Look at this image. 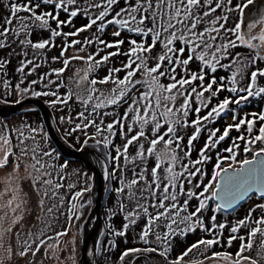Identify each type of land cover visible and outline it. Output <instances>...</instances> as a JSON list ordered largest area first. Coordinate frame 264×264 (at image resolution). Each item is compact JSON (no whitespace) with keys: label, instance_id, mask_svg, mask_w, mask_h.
Returning <instances> with one entry per match:
<instances>
[{"label":"snow or ice","instance_id":"obj_1","mask_svg":"<svg viewBox=\"0 0 264 264\" xmlns=\"http://www.w3.org/2000/svg\"><path fill=\"white\" fill-rule=\"evenodd\" d=\"M47 4L53 5L54 9H61L68 13L69 19L67 21H61L58 14L54 12H41L36 13V9L40 7V4L32 5L31 0L27 3L17 4L12 2L10 4V16L5 20L6 25H11L13 20H17L21 24V31L27 29L28 25L26 21L33 20L40 23V26L44 28L50 27V21H56V29L51 30V36H78L80 33L91 29L93 26H97V31L103 32L105 30V23L108 25H115L117 28L113 31L114 37L121 35V30H127L128 32L140 35L142 37H148L151 39V43H147V40L142 39L137 41L130 39L129 50L126 53L120 51L121 45L124 44L123 40H116L115 42H107L100 39L99 36H95L93 39H85L83 42L79 40H72L70 44L62 47L60 53L61 57L65 56L68 47L75 46L76 44L83 43L84 45L97 43L102 45V48H98L95 54H91L87 57L73 56L71 59L87 60L88 69L87 72L93 71L100 65L105 64L111 57L118 55H125L127 57V63H124L122 67H112L108 69V74L102 79H91L90 87L88 88V96L85 99L82 96L77 95V99L82 104L88 105L93 99L97 102L93 105V112L89 115H97V109L108 106H115L121 103H127V108L123 114V117L118 120H113L106 126V131L110 134H115L114 128L119 125L122 135L127 139V142L123 146V153L117 149L118 159L121 155L127 161V150L133 142L141 140L147 141V148L144 143L139 144L136 156L133 157V161L139 159L141 163H144L148 157L155 155V165L151 168V181L146 179V169L141 168L139 173L134 171V178L124 184L123 178H121L120 188H117L118 193L123 192L125 187L129 190V199H137V191L140 192L139 199L147 200L151 198L156 201L151 206L156 208V214L153 216L148 213V206L140 204L137 201V208L142 209L144 214L148 216L147 224L141 232L140 239L145 243H148L147 237L151 232L158 227V221L164 218L168 221L165 227L168 231L164 232L163 235L157 233L156 241L163 242L166 246L163 251L159 254L166 256L171 247V237L177 234L184 235L188 231H194L197 227L203 231L209 233L211 239H200L196 243L190 245L175 261L171 264H182L183 258L187 256L194 249H198L203 246L204 250L212 248L214 245L220 243L219 234L217 229L223 230L226 225L216 224L215 214L211 217V227H206L203 220L200 217L202 211L208 205L209 200L220 201L213 209L215 213L221 208H232L239 201L245 199L249 193H258L260 198L264 200V147H259L258 150L253 149V145L259 144L264 145V111L260 113H251V119L248 118L249 114H245L244 117L234 114L232 119L233 123L229 124L222 135L218 139L216 133L218 129L212 130L209 133L208 140L205 143L204 148L200 150L199 159L196 161L189 160L188 163H183V158L177 155V150L183 151L181 141L183 137L179 135V129L188 125L187 117L191 109V98L194 97L199 102L194 111L197 116L196 119L191 121V126L195 127L194 134L188 139V150L184 151V157L191 155V146L193 141L199 135L203 123L211 121L225 113L231 104L241 105L249 100L250 97H259L264 95V87L257 85L259 77H264V68H257L251 72L249 77V83L246 88L239 89L235 86L228 88L227 90L237 95L233 97H225L217 105L210 108L206 115L200 116L202 108H208V101L210 97L217 96L220 92L224 91L226 85L224 83L225 78L221 77L218 82L215 75H212L211 79L208 80L207 84L204 83L206 76L208 75L206 69H210L213 73L218 67L225 68L229 65L221 63L223 59L230 57V49L238 46L247 45L252 48H256L257 45L253 44L252 41L256 37L246 35L242 31V25L244 21L241 19L245 15V10L249 9V6L253 5L254 0H240V2L233 4V0H125V7L120 8L119 11L115 12V15L111 19H106L110 15V11L114 5L119 3V0H99L88 4L83 9L84 14L88 16L89 22L76 29L73 32L64 33L60 29L63 26L71 25V18L76 17L81 11L79 7H74L70 10V6H76L77 0H44ZM101 9L94 17L90 13V9ZM201 9H206L201 11ZM223 9L224 13L219 16H214L213 19L208 20L207 18L213 16L217 10ZM21 12L29 13L28 16H19ZM236 12L238 13L237 19L233 22L232 27H228V21L230 16L227 13ZM264 22V14H261L259 20H253L248 24L249 30L253 28L256 23ZM204 25V27H201ZM13 29L11 27H4L0 31V37L7 36ZM19 35V32L16 33ZM234 37V39H233ZM259 39L264 42V33H262ZM219 40V42H217ZM21 44H30L34 49H44L50 45L51 40H44L42 42L33 43L31 40L20 41ZM157 44L162 46L161 54L152 56L151 53L155 50ZM179 45V46H177ZM5 44L0 40V47H4ZM115 49V51H109L107 54L99 56V53L106 49ZM81 48L79 51H83ZM239 53L235 57H231L232 63H238ZM54 60L58 57H54ZM153 62V63H150ZM193 61H199L203 65L199 71H190L189 65ZM255 58L252 63H255ZM27 63H32L28 61ZM69 59H64V65L67 67ZM4 66L0 63V68ZM247 67V65H245ZM180 69L181 72L177 70ZM18 71H23V65ZM57 76H59L64 68L53 70ZM87 72L82 79H87ZM124 72L123 77L118 74ZM233 74L232 80L229 82L232 85L236 84V75ZM179 77V78H177ZM162 78H166L169 83L165 84L161 82ZM44 77H41L43 80ZM199 81L198 84L194 82ZM7 83V82H5ZM37 83L36 81L32 82ZM53 81L49 80V84ZM107 85L111 84L113 87L105 92L96 87V85ZM59 87V85H58ZM190 87V91L188 88ZM19 98L15 103L19 104L25 95L31 97L40 96H53L54 99L46 101L50 105L56 104H67L71 99V94L64 97L59 96L56 92L49 91H32L30 88L20 89L17 85ZM93 93H97L95 97ZM208 94V97L205 94ZM245 93V94H241ZM178 97L183 98V102L176 106ZM108 115V113H105ZM82 119H86L87 122L83 124H76V129L87 128L89 125L96 127L97 134L101 133L100 125L96 124L95 120L87 119L84 113H79ZM130 118V122H129ZM63 120V117L61 118ZM259 120L260 126L258 133L253 135V131L256 127V122ZM238 121V122H237ZM103 122V121H101ZM125 125H127V132L124 131ZM138 126L139 130H136ZM246 126L247 136L241 134L237 136L230 147L224 149V152L228 153L227 156H218L217 162L213 168L212 178L208 183H196L192 184L194 177L199 174L202 178L203 172L197 165H202L210 157L206 154L212 148L228 137L231 129H235L240 132L241 128ZM149 128L151 137L146 133L145 129ZM163 129V131H162ZM134 130L135 135L129 133ZM32 131H35L34 129ZM22 135V134H21ZM243 143V151L245 153H251V158H245L243 160L237 159V150L240 148V144L236 141ZM0 148H4L8 145V139L6 137H0ZM23 143V141H21ZM87 140H85V144ZM105 143H108L105 138ZM159 145H163L162 148H158ZM34 155L33 159L36 164L32 167L36 168L37 172H41L46 167L44 163H41L36 158V149H32ZM22 154L27 155V151L22 149ZM9 151H4L3 159H0V166L7 161ZM44 156H49L51 153L44 152ZM230 161L227 167H224V163ZM163 176L160 175L162 165ZM179 164V171L176 170V165ZM63 167V166H62ZM194 169V170H192ZM41 175H47V173L41 172ZM109 175L115 176V171L111 174L105 173L107 178ZM185 180L191 187L185 189ZM144 182L145 188H138L140 182ZM44 184H52L51 180H44ZM154 186V187H153ZM55 187H61L57 184ZM162 192H157V189H161ZM197 192L193 189H201ZM176 189L179 191L177 192ZM83 191H90V188H85ZM147 191L148 196H144L143 193ZM82 192H76L73 196V200H76L82 196ZM185 195L187 199L183 200V203L178 202V195ZM55 195V193H53ZM15 199V197H14ZM192 199L198 200V205L194 211L189 212L188 206ZM170 201V203H166ZM11 204L12 201H9ZM19 207V205H17ZM76 207L75 204L72 206ZM83 207V205H80ZM121 210H123V204H121ZM256 208L261 209L264 213V203L257 204L255 208L250 209L248 215L236 221L231 227V235L228 237V246H231L232 242L236 239L240 240V246L235 253V259L233 254L227 251L213 252L212 257L207 259H217L222 261L223 264H258L257 260H253L248 256L244 255L245 251H249L252 248L253 237L258 233L264 236V214L259 218L253 220L252 213ZM51 211V209H49ZM181 213H186L181 215ZM139 213L136 211L129 212L125 217L128 223L124 225V229L129 227V224H134L135 219H129V217L138 216ZM20 217H17L19 219ZM79 216H77V219ZM255 224L256 227H252ZM173 225H184L183 228L176 227ZM241 228L248 229L247 237L237 236ZM10 231V229H9ZM58 236L67 235V232H61ZM117 236H124L125 231H117L114 233ZM247 240V242H245ZM261 246L264 247V240L261 241ZM156 252L157 249L145 248V249H127L120 255V261L123 262L125 257L130 254L138 252ZM24 255L23 252L20 253ZM35 255V253H33Z\"/></svg>","mask_w":264,"mask_h":264},{"label":"rangeland","instance_id":"obj_2","mask_svg":"<svg viewBox=\"0 0 264 264\" xmlns=\"http://www.w3.org/2000/svg\"><path fill=\"white\" fill-rule=\"evenodd\" d=\"M204 10L206 9H201V11ZM3 14L4 20H6L10 16L7 11L5 12V10H3ZM222 14L226 13H224L223 9H219L216 13L213 14V16H210L207 19L211 20L214 18V16H219ZM227 14L230 16L228 27H232L235 18L233 19L230 13ZM261 14H264V0H254L253 5L249 6V9L245 10V15L241 17V19L244 21L242 25V31L248 36L256 37V39H254L252 43L257 45L256 49H258V54L264 60V42L259 39L260 35L264 33V22L256 23V25L250 30L248 28V24L253 20H259ZM34 25L40 26V23L34 22ZM6 26L13 29V31L7 35L9 38L13 39L11 46L12 48L11 50L4 49L0 51V63H2L5 58L10 57L14 67L15 77L17 79L11 99L7 98L9 94L3 81L0 80V103H2V105H10L12 103H15V101L19 98L17 85L21 83L20 79L22 77L20 73L21 71H18V69H20L22 65L26 70L37 72L38 75L36 78L38 83L49 86L58 93H62L64 91V88L63 84H61L62 82L60 81V77L57 76V74L53 70L64 68V85H66L72 91L75 99H77V95L82 96L85 99L87 98L89 94L88 88L90 87V80L88 79L89 72H87L89 62L87 60L71 59V57H87L91 54H95L97 52V49L102 48L103 46H99L96 43L88 45L80 43L76 44L75 46L68 47L64 57H61L60 53L62 51V47L70 44L72 40H79L83 42L86 38L92 39L94 34H79L76 37L69 36L67 38L59 36L55 42V51L48 52L44 56H39L40 49L32 52L33 47H27V52H24V44H21L20 41H24L25 38L21 31V24L19 21L13 20L10 26L5 24L4 27ZM201 27H204V25H201ZM116 28L117 26L114 25L112 33ZM17 32H19V35L16 34ZM0 40L6 42V39L4 37H0ZM44 40H51L50 35L47 31L43 30L39 34L34 33L32 35L33 43L42 42ZM81 48H83L84 50L79 51V49ZM110 50L111 49H106L105 51L100 52L99 56H96V59H99L100 56L107 54V52H109ZM161 52L162 46L160 45L159 48H157L156 52L151 55L157 56L161 54ZM54 57H58V59L54 60ZM66 58L69 59V64L67 67H65L64 65V59ZM28 61H31L32 63H27ZM110 61L114 64L113 67L119 68L122 67L124 63H127V57L125 55H122L121 57L116 59L110 58L109 61L105 63L101 69H99V74L97 76L98 80L104 78L108 74V69L111 68L109 65ZM25 62L28 64L27 67H24L26 65ZM150 63L153 62L150 61ZM177 71L181 72V70L179 69ZM86 72L87 79H82V77L85 76ZM118 75L120 77H123L124 72H120ZM41 77H44V79L41 80ZM49 80L53 81V83L49 84ZM169 82L170 81L164 78L163 83L167 84ZM96 87L102 91L107 92L113 87V85L98 84L96 85ZM19 88H30V90L32 91H38L29 83H25L23 86L19 85ZM188 90L190 91L191 89L189 88ZM96 95L98 94L93 93L94 97ZM32 98L34 99L35 97H31L30 95L26 94L25 98H23L22 100ZM193 98L194 97H192L191 100ZM53 99L54 97L50 96V99L48 101H51ZM6 100L11 101L8 102ZM96 102V99L91 100L89 102V106H93ZM128 102H126L122 106L121 110L113 115V117L117 116L118 119H121L127 108ZM182 102L183 98L178 97L176 106L179 107ZM103 111L107 113L106 109H103ZM34 112L35 110L33 109V107L25 106L19 112L12 116H9L7 118L0 117V137H6L9 142L7 146H5L4 148H0V159H3L4 151H9L10 153L7 161L3 164V166H0V264H78L84 232L90 230V227L96 224L91 214L93 208V176L91 172L82 165L81 162L74 161L75 163H73V160L69 161L67 164V171L68 180H71V183L65 186L66 189L69 190H67L64 196L59 195L58 198L54 196L57 201L52 202L51 199L53 197V193H56L52 185L54 181H57L58 171L57 169H54L49 172L47 167V160L53 161L54 159H56L55 157H53L55 155V152L51 144H49L43 120L41 122L39 119H32L31 117V122L28 125V131L26 130L25 127L26 121H28V116H33ZM79 112L80 109L74 110V118L79 115ZM60 113L61 112H55V120L57 126L53 123V127L58 137L62 140L63 136L60 135L58 129H61V127L58 123L59 119L57 118L58 114ZM102 118H106V122H109V119L111 117H109V115H105L102 116ZM33 129L35 131H32ZM136 130H139L138 126L136 127ZM136 130H134L132 133H129V137L132 134H135ZM124 131L127 132V125H125ZM145 131L149 135V137H151L150 129L146 128ZM118 137L120 144H122L123 146L124 141L121 142V140H126V138L124 137V135H122L120 128L118 130ZM69 139H71V141L73 142H77L78 140H80L81 147H79L78 149L87 148L93 152H96L104 162L107 173H109L108 163L103 156L102 150L98 148L100 147V142L103 141L102 133L97 134V131L94 130L93 127H88L86 129L82 128L81 131L76 133V136L70 137ZM85 140H87L86 144ZM21 141H23V143H21ZM66 143L63 144L66 145ZM140 143H144L145 148H147L148 146L147 141L144 140L138 141L136 143L134 142V155H136L135 153H137ZM0 144H2V141H0ZM162 147L163 145L158 146V148ZM22 149L27 151V155L22 154ZM32 149H36V158L39 159L41 163H44L46 165V167L42 169L41 172L47 173V175H41V172L36 171V168H39L38 164L36 165V168L32 167L33 164H36V161L33 159L34 153ZM44 152L51 153V156H44ZM151 158L154 161L155 155H153V157H148L146 161ZM249 158H251V155ZM166 163L167 162H165V165H162V170L163 167L166 166ZM228 163H230V161L225 162L223 166L227 167ZM144 164L145 162L142 163L143 167ZM115 166L119 168L118 165ZM150 167L151 165L148 168L146 179L147 176L149 177L150 175ZM176 170H180L178 164L176 165ZM109 177L110 176H108L105 181L104 197H106L108 192L114 195H120L121 192L118 193L116 191L117 188H120L118 185L121 183L120 178L117 177L115 183L112 184ZM132 177L133 176L131 175V177L128 176L126 180H123L124 184L126 185L127 182L132 179ZM46 179L51 180L52 184H44L43 181ZM74 182L75 184L76 182H78L76 192L83 193L82 196H80L76 200H73V196L75 195V193L72 194L76 189ZM85 188H90V191H83ZM124 193L129 195V190L126 187L124 189ZM110 198L108 203L103 202L102 207H110L111 205H115V199H113V197ZM257 199L258 197L253 195L248 199V201H246L245 205L248 204L249 206H252L255 204V201ZM138 200L140 204L149 206V199L142 200L138 198ZM9 201H12V203L10 204ZM137 201L134 202L133 200L124 197L122 198L121 202H123L124 204V215H127L129 212L133 211L139 213L138 216L129 217V219L139 217V219L141 220L142 218L140 214V211L142 209L137 208ZM73 204L76 205L75 208L72 207ZM17 205H19V207H17ZM80 205H83V207H80ZM68 207L71 210L65 216L64 208ZM49 209H51V211H49ZM60 211L62 212L60 213ZM59 215L62 217V223H64L62 225V228H60L61 226L59 225L58 229H56L53 234L44 239L42 245H37L38 239H40L38 237L41 234H44V227L47 228L48 232V225L50 226V224H52L54 221V217ZM77 216H79L78 219ZM17 217L20 218L17 219ZM90 221H92L93 225L86 229L87 224ZM60 222L61 221L59 220V223ZM37 226H43L40 233L38 232L37 234L36 230L33 232L29 231L30 229H33ZM58 230L60 231V233L66 231L67 235L58 236ZM115 232L116 229L114 233ZM107 233L108 232L106 230V234ZM97 235L98 236L95 238V247L93 245H90L88 248L87 259L89 260V264H101L102 261H105V253L102 257V254L99 250V247L102 244V238L104 236L103 228H100L98 230ZM262 240H264V236L258 237L256 242L257 248L255 256H248L253 260H257L258 264H264V247L261 246ZM158 243L159 242H157L156 239H153L151 241V244H154L157 247L160 246V244ZM199 251V255L195 253H189L187 257L183 258L182 264H223L222 261H219L217 259H207L209 257H212V255H209L208 252L204 250V248L199 249ZM21 252L24 253L23 256L20 255ZM33 253H35V255H33ZM121 253H123V251H121ZM120 255L112 258L111 260H106V264H171L163 263L160 258H153L151 259V262H147L141 259V256L135 257L134 254H130L129 256L125 257L124 261L121 262ZM235 258L236 257L234 255L233 259ZM244 264H249V262H244Z\"/></svg>","mask_w":264,"mask_h":264},{"label":"trees","instance_id":"obj_3","mask_svg":"<svg viewBox=\"0 0 264 264\" xmlns=\"http://www.w3.org/2000/svg\"><path fill=\"white\" fill-rule=\"evenodd\" d=\"M12 2H15L17 4H23V3H27L28 0H0V31H2L4 26H5L3 10H5V12L7 11V13L10 15V4ZM92 2H93V0H77L76 6H70V10H72V8H74V7H79L81 9V11L78 13V15L76 17L71 18V25L63 26L62 29H60V30L64 33H68V32H73L76 29L86 25L89 22V19H88V16H86L84 14L83 9L86 8L87 5L92 3ZM95 2H99V0H95ZM233 2L238 3V2H240V0H235ZM31 4L32 5L40 4V7L36 9L37 14H40L41 12L48 11V12H54V14H58L59 19L61 21H67L69 19L68 13L62 11L61 9H54L53 5L47 4L46 2H44V0H31ZM123 7H125V0H119V3L117 5L113 6V9L110 11V15L106 19H111L112 16L115 15V12L118 11L120 8H123ZM100 10L101 9L93 8V9H90V13L94 17L95 15L98 14V12ZM18 15L19 16H28L29 13L21 12ZM230 15H232L233 19L235 18V20L238 17V13H236V12H232V13H230ZM34 22H37V21H33V20L26 21L28 27L26 30L22 31L23 36L25 38L24 41H27V40L32 41V35L34 33L39 34L43 30L47 31L50 35L52 43L50 45L46 46L44 49H40L39 56H44L48 52H54L55 51V48H54L55 42L59 36L52 37L51 36V30L56 29V21H50V27L49 28H44L42 26H36V25H34ZM99 23L100 22H98V25H99ZM97 26H93L91 29L84 31L80 34H94V36L92 35L93 38L95 36H99L100 39H103V40L110 42V43L115 42L118 39L123 40L124 44L121 45V48H120V51L122 53L128 52V50H129L128 41L130 39H135L138 42L141 41L142 39H144V40H147V43H149V44L151 43L150 38L142 37L140 35H136L134 33L128 32L127 30H121V35L119 37H114L112 35V29L114 28V25H108L105 23V30L103 32L97 31ZM61 36H63V35H61ZM63 37L67 38L69 36H63ZM4 38L6 39V42H4L5 46L0 47V51L4 50V49L5 50L6 49L11 50L13 39L9 38L8 36H4ZM233 39H234V37H233ZM217 42H219V41H217ZM97 45H99V44H97ZM99 46H102V45H99ZM159 46H160V44H157L155 50L151 54H154L156 52L157 48H159ZM177 46H179V45H177ZM27 47L30 48L31 45L24 43V52H27V49H28ZM37 50L38 49L33 48L32 52L37 51ZM110 51H115V49L113 48ZM229 51L231 53L230 57L227 59H223L221 61L222 64L229 65V67H225V68L218 67L217 70L215 71V73H213L210 69H206L208 75L205 78V81H204L205 84H207L208 80L211 79L212 75H215L218 82L220 81L221 77L225 78L224 83L226 85V88L224 91L220 92L217 96L210 97V100L208 101L209 107L208 108H202L201 112L199 113L200 116L206 115L207 111L210 110L211 107L217 105L225 97H233V96L237 95L236 93H231L230 91H228L227 90L228 88H231L232 86H235L239 89L246 88L248 83H249V77L251 75V72L256 70L257 68H264V60L258 54V49H256V48H252V47H249L247 45H242V46H238L236 48H232ZM237 53L240 54L238 57L239 62L238 63H232L231 57H235ZM121 56L122 55H118V56H114L111 58L116 59V58H119ZM254 58H255L256 62L252 63ZM2 63L4 64V66L2 68H0V80L3 81V83L6 87V90L9 94L7 96V98L11 99L13 89L16 85V79L17 78L15 77L14 67H13V63L11 61V58L10 57L5 58ZM25 64L26 65L24 67H27L28 64L26 62H25ZM109 65L111 68L114 66V64L111 61L109 62ZM245 65H247V67H245ZM103 66H104V64L100 65L98 68H95L93 71L89 72L88 79L89 80H91V79H97L98 80V78H97V76L99 74L98 71ZM37 67H39V66H37ZM188 67H189L190 71L195 72V71H199V69L201 67H203V65L199 61H193ZM20 73H21V77H22L20 79V82L22 84L20 83L19 85L23 86L25 83L26 84L29 83L30 85H32L34 88H36L40 92H44V91L56 92L51 87L45 86V85L37 82V78H36L38 75L37 72H35V71L33 72V71L26 70L25 68H23V71ZM181 73H182V71H181ZM234 73H238V74L235 77L236 84L232 85L229 82L232 80ZM59 77H60V81L62 82L61 84H63L64 91L62 93H58V92H56V93L61 97H64L66 95L71 94V99H69L67 104H56L54 106L50 105L49 103H46V101H48L50 99V96H40V97H35V99H39V100L43 101V103L48 107L51 121H53L52 124L54 123V125H56L55 112H61L60 114H58L57 118L59 119L58 123H59L62 130L60 128H58V129H59L60 135L63 136L62 140L64 142L61 140V138H60V140L63 143L69 142V143H66V145H67V147H69L71 149L79 150L78 148L81 147L80 140H78L77 142H73V141H71V139H69L70 137L76 136V133L82 130V128H81V129H76L75 131H73V129H75L76 124H83V123L87 122L86 119H82L79 115L76 118H74V116H75V115H73L74 110L80 109L79 113L83 112L84 116L87 119L95 120L96 124L100 125V127H101V133L103 135V141L100 142V144H99L100 147H98V148H100V150H102L103 156L108 163L109 174H111L113 171H115L114 177L109 175L110 176L109 177L110 182L112 184H114L117 177L120 178V182H121V178H123V180H126L127 177L128 176L131 177V175L133 176L132 177V179H133L134 178V175H133L134 171L136 173H139L141 168L146 169V172H145V176H146L149 166L151 165L150 168H152L155 165V162H156L155 159H154V161L152 160V158L149 159L148 161H145L144 167L142 166V163L140 162L139 159H136L135 161H133L132 158L136 156L133 153V150H134L133 144L128 147V150H127L128 160L127 161L124 159L123 155H121L118 159H114L115 157H117V149L118 148L121 150V153H123V146L124 145L122 146V144H120L119 137H118L119 125H116V127L114 128V132H115L114 135L110 134L108 131L105 130L108 123H111L113 120H118V117L117 116L113 117V115L118 113V111L121 110L122 106L125 103H121V104H118L115 106L102 107V108L96 110V112L98 113L97 115H91L90 116L89 113L93 112V106L92 105L89 106V104L84 105L81 103L80 100L74 98L72 91L66 85H64L63 72L59 75ZM163 80H164V78L161 79V82H163ZM33 81H36L37 83L33 84L32 83ZM5 82H7V83H5ZM17 83H19V82H17ZM198 83H199V81L194 82V84H198ZM257 85L260 87H264V77L258 78ZM241 94H245V93H241ZM205 96L208 97V94L206 93ZM6 101L10 102L11 100H6ZM190 102H191V109L192 110L189 111V115L186 118L189 126L181 127L179 129V135H181L183 137V140L181 141L183 151L177 150V155H179L180 157L183 158V161H184V162L182 161L183 163H188L189 160L196 161L197 159H199L200 150L202 148H204L205 143L208 140L210 131L218 129L219 131L216 133V137H214V139H218V137L223 134L224 129L229 124L233 123L232 117L234 114L239 115L240 117H244L245 114H249L248 118L251 119L252 118L250 115L251 113H260V112L264 111V95L259 96V97H250L247 102H245L244 104H241L239 106L236 104H231L229 106V108L226 110V112L221 114L220 117L203 123V126L201 128L199 135L197 136V138L192 143L191 155L189 157L185 158L184 157V151H187L188 147H189L188 146V139L195 132V127L191 126V121L196 119V116H197L194 109L197 106H199V102L196 101L195 98H193ZM12 104H14V103H12ZM31 107H33L35 112L33 113V116H28V121H26V127H25L27 131H28V125L31 122V117H32V119L37 118L42 122V117L40 115V112L34 106L31 105ZM103 109H106L107 110L106 112L108 113L109 117H111L109 119V122H106V118H102V116H105V114H102V113H105L103 111ZM62 117H63V120L61 119ZM101 121H103V122H101ZM260 123L261 122L259 120H257L256 127L253 131V135L258 133ZM89 127H93L94 130H96V127H94V126L89 125ZM83 129H86V128H83ZM241 134H244L245 136H247L246 126L242 127L240 132H237L235 129H231L228 137H226L223 141H220L216 145L215 148H212L211 150H209L206 153L210 157V159L207 160L202 165H197V167L201 168V171L203 172V176L201 178V176L199 174H197V176L194 177L192 180L193 185L196 183L206 184V183H208L209 180H211L213 168L217 162V157L218 156H227L228 153L224 152V149L230 147L233 143V140ZM132 135H135V134H132ZM47 137H48V135H47ZM105 138H107L108 143H105ZM48 140H49V144H51V146L53 147V150L55 152V155L53 157H55L57 159V160L54 159L53 161L47 160V167H48L49 172H51L54 169H57V171H58L57 181H54V183L52 185V187L56 191V193H55L56 195H53V197L51 199L52 202H54V201L56 202L57 199H55L54 196H56L57 198L59 197V195L64 196L66 194L67 190H69V189H66V187H65L67 184L71 183V180H68V171H67L68 166H67V164L72 159H66L57 150V148L55 147V145L53 144V142L50 140L49 137H48ZM123 141L125 144L127 142V139L126 140L122 139L121 142H123ZM236 143L240 144V148L237 150V159L243 160L245 158H249L251 153H245L243 151V143L241 141H238V140L236 141ZM252 147H253V149L258 150L259 147H264V145H261L258 142L257 145H253ZM49 156H51V155H49ZM74 161H78V160H73V163H75ZM78 162H80V161H78ZM82 165H83V163H82ZM115 165H118L119 168H117ZM192 170H194V169H192ZM177 171H179V170H177ZM163 174H164L163 170L161 169L160 175L163 176ZM147 180L149 182L151 181V169H150L149 177L147 176ZM57 184L61 185V187H55V185H57ZM74 185L76 186V189L72 194L76 193L78 182H76V184L74 182ZM118 185H119V187H122L121 183ZM135 187H138V186H135ZM145 187H146L145 183L143 181L140 182L138 188H145ZM189 187H191V185H189L187 183V181L185 180V189L187 190ZM193 190L199 192L202 190V188L201 189H193ZM156 191L158 193L162 192V188L157 189ZM176 191L178 192L179 190L176 189ZM113 195L114 194H112L110 192L107 193L106 197L103 198L101 209H100V216H101L104 236L102 238V244L100 245L99 250L102 254V257H103V254L105 253V255H104L105 261H102L101 264H106L107 263L106 260H111L112 258L117 257L118 255H120L121 251L124 252L127 249H133V248L145 249V248H149V247L157 249L158 251H156V252L141 251L138 253H134V256L135 257L141 256V259H143L147 262H151V259H153V258H160V260L163 263H171L172 261H175L177 256H180L190 245L196 243L198 240H200V239H211L212 238V236L209 233L203 231L199 227H197L194 231H188L184 235L177 234L174 237H171V247H170L167 255L162 256L159 253L161 251H163V249L166 245L161 241L158 243V244H160V246L157 247L156 245L151 244V241L153 239H156L157 233L163 235L164 232L168 231V229L165 227V225L168 223V221L164 218H161L158 221L159 226L156 227L154 229V231L149 234V236L147 237L148 243H145L143 240L140 239V236H141L142 230L144 229L145 225L147 224L148 216L144 214L143 210H141L140 211L141 212L140 214L142 216L141 220L139 219V217L138 218L137 217L132 218V219H135L136 222L134 224H129V227L127 229H124V225L126 223H128V220L125 219V217L127 215H124L125 211L124 210L122 211L120 206H121V204H123V202H121L122 198L124 197V198L129 199V195L125 194L124 191L121 192L120 195H114V196ZM140 195H141L140 192L137 191V199H130V200H133L135 202L138 200ZM143 195L148 196V192L145 191L143 193ZM109 196L113 197V199H115V205H113V206L111 205L110 207H108V206L102 207L103 202H105V203L109 202V198H110ZM251 196H253V195H251ZM255 196L258 197L257 195H255ZM184 199H187V197L185 195H182V194L178 195V202L180 204L183 203ZM248 199L246 201H248ZM246 201L239 208H237L235 211H233L231 213L223 212L220 209L214 213L213 209L216 208V204H215L214 200L208 201V205L200 214V217L203 220L204 225L206 227H211V223H212L211 217L214 214L216 216V221H215L216 224L223 223L226 225V227L222 231L219 229L216 230L217 233L219 234L220 243L217 245H214L212 248L207 250L209 255H212L213 252H223V251H227L229 253H232L233 256L235 255V253L239 249L240 240L236 239L232 242L231 246H228V237L231 235V232H230L231 227L234 225V223L236 221L245 218L248 215L250 209L255 208V206L257 204L264 203V200H262L260 197H258V199L255 201V204L252 206H249L248 204L245 205ZM155 202L156 201L149 198L148 213L153 215V216L156 214L157 209L152 207L151 205ZM166 203H170V201H168ZM197 205H198V200L192 199L189 202L188 211L189 212L194 211L195 207ZM70 210L71 209L69 207L64 208V215L66 216ZM61 212L62 211H60V213ZM60 213H58V214H60ZM185 214L186 213H181V215H185ZM262 214H264V213H262L261 209L256 208V210L252 213L253 220L259 218ZM59 220L61 221L60 223H59ZM65 223H66V219H65ZM63 224L64 223H62V217L60 215L55 216L53 223L50 224V226L48 225V227H49L48 232H47V228L44 227V230H43L44 234L43 235L41 234L38 237L40 239H38L37 245L38 244L42 245L44 239L48 238L51 234H53L56 231V229H58L59 225L61 226L60 228H62ZM173 227L174 228H176V227L183 228L184 225H173ZM252 227H256V225L253 224ZM261 227L264 228V225H262ZM42 228H43V226H40V227L37 226L33 229H30L29 231L33 232L36 230V233L38 234V232L40 233ZM115 229H116V232L117 231H125V235L124 236L114 235ZM106 230L108 232L107 234H106ZM58 233H60L59 230H58L57 234ZM247 234H248V229L241 228L236 235L247 237ZM261 236L262 235L258 233L255 237H253L252 248L249 251H245L244 255H247L250 257L255 256V252H256V248H257L256 242H257L258 237H261ZM245 242H247V240ZM202 248H203V246H201L198 249H194L190 253H195V254L199 255V253H200L199 249H202ZM185 257H187V256H185Z\"/></svg>","mask_w":264,"mask_h":264},{"label":"water","instance_id":"obj_4","mask_svg":"<svg viewBox=\"0 0 264 264\" xmlns=\"http://www.w3.org/2000/svg\"><path fill=\"white\" fill-rule=\"evenodd\" d=\"M34 106L39 112L42 117L43 123L45 125V129L47 132L48 137L53 142L57 150L66 158L72 160H78L83 163V165L91 172L93 176V208L91 211L92 217L94 219V226L84 232L82 238V247L80 250V258L78 264H88L87 259V252L90 245L95 247V238L98 236L97 232L100 228H102V221L100 216V209L103 201V197L105 194V173L107 172L106 166L104 162L101 160L100 156L96 152H93L87 148H81L79 150H74L66 145L60 140L58 135L56 134L51 118L48 107L43 103V101L39 99H24L19 104L14 103L10 105H2L0 103V117L7 118L19 112L25 106ZM95 160H94V159ZM101 160L102 162V172L104 174L103 179L101 178V171L100 168L97 166V161ZM251 195H257L260 197L258 193H249L245 199L239 201L235 204L232 208H221L220 210L226 213H231L239 208ZM215 204L217 205L220 201L214 200Z\"/></svg>","mask_w":264,"mask_h":264},{"label":"bare ground","instance_id":"obj_5","mask_svg":"<svg viewBox=\"0 0 264 264\" xmlns=\"http://www.w3.org/2000/svg\"><path fill=\"white\" fill-rule=\"evenodd\" d=\"M93 159H94V158H93ZM94 160H95V159H94ZM96 163H97V166L100 168V171H101V178L103 179L104 174H103V172H102V170H101V168L103 167V166H102V162H101V160L98 159V161H97ZM91 225H93L92 221H90V222L87 224V228H86V229H88ZM90 228H92V226H91ZM94 242H95V241H94ZM88 264H89V260H88Z\"/></svg>","mask_w":264,"mask_h":264}]
</instances>
